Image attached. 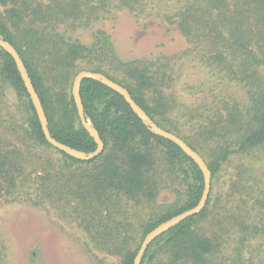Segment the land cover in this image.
<instances>
[{"label": "trees", "instance_id": "obj_1", "mask_svg": "<svg viewBox=\"0 0 264 264\" xmlns=\"http://www.w3.org/2000/svg\"><path fill=\"white\" fill-rule=\"evenodd\" d=\"M181 1L175 22L186 38L200 41L209 67L224 72L230 80L244 84L245 75L248 80L246 104L241 108L235 105L226 119L223 115L214 117L211 128L202 127L197 136L203 143H215L209 157L202 154L213 179L230 156H244L264 146V0ZM146 2L47 0L42 4L36 0H0V39L10 43L23 61L47 118L50 136L57 142L85 154L96 149L79 122L70 95L73 79L80 71L100 73L119 84L158 127L176 133L177 127L169 118L173 107L158 87L163 79L156 72L170 71L169 65L159 69L151 63L122 62L101 31L93 35L90 46L67 41L62 35V30L88 27L112 4L135 12ZM259 66H263L262 76L257 72ZM0 82L16 94L33 149L47 148L57 152L67 166L87 167L77 172L61 170L60 177L53 176L55 169L49 164L46 167L52 170L41 171L43 177L39 178V185L32 186L33 194H40L38 198L43 201L57 192L62 206H70L74 214L79 212L88 239L101 252L119 257L120 264L133 263L140 247L138 230L143 231L142 239L159 224L199 202L203 192L199 168L178 146L150 132L125 100L108 87L88 79L81 81L79 94L85 119L104 144L100 156L82 162L46 142L15 62L2 49ZM226 105L223 103L228 110ZM184 141L197 152L193 144ZM156 148H161V154L157 155ZM27 151L30 154L31 149ZM27 160L14 141L6 142L5 152L0 155V198L16 190ZM160 162L172 171L168 180L178 183L177 187L182 184L185 190L180 195V189H175L180 199L159 209L151 218L153 221L135 229L128 222L122 203L130 201L143 207L153 202ZM214 209L210 193L198 215L152 242L141 264H264V222L256 207H248L245 213L244 209L233 207L222 218L237 233L229 251L222 245L221 236L207 237L196 230ZM4 258L5 248L0 242V264H4Z\"/></svg>", "mask_w": 264, "mask_h": 264}, {"label": "rangeland", "instance_id": "obj_2", "mask_svg": "<svg viewBox=\"0 0 264 264\" xmlns=\"http://www.w3.org/2000/svg\"><path fill=\"white\" fill-rule=\"evenodd\" d=\"M36 1L47 3V0ZM181 3V0H147L146 6L135 12L112 4L88 27L71 32L62 30V35L67 41L90 46L93 35L101 31L109 38L114 55L120 61L151 63L159 69L169 65L170 71L156 72L163 79L158 87L164 92L168 105L173 107L169 116L177 127L173 134L193 144L205 161L204 156L209 157L215 143L199 140L200 129L211 128L214 117L223 115L226 119L235 105L241 108L246 104L248 80L245 75L242 84L239 80H230L222 71L219 73L214 66L209 67L208 55L200 41L196 43L186 38L175 22ZM258 56L262 59L261 54ZM262 69L263 66H259L257 71L260 76ZM15 96L9 86L0 82V155L5 152L6 142L12 140L28 158L22 166L24 175L19 177L16 190L0 198L4 264H120L119 257L101 252L88 239L81 227L79 212L74 214L70 206H62L57 192L43 201L38 198L40 194H33V187L43 177L41 171L52 170L47 165H53V176L60 177L61 170L77 172L87 167L67 166L57 152L47 148L33 149L26 136L25 117ZM223 103H227L228 110ZM155 151L161 154V148ZM171 172L170 167L161 162L157 164L159 180L153 202L143 207L134 206L130 201L122 203L127 220L135 229L153 221L151 218H155L159 209L180 199L175 189H180V195L185 189L182 184L177 187L178 183L168 180ZM210 193L215 209L196 230L207 237L221 236L222 245L229 251L237 233L225 223V218L233 207L238 206L245 213L248 207L255 206L264 222V146L244 156H230L217 176L211 179ZM116 204L119 205L118 201ZM136 233L141 245L143 231L140 229ZM261 244L264 246V238Z\"/></svg>", "mask_w": 264, "mask_h": 264}, {"label": "water", "instance_id": "obj_3", "mask_svg": "<svg viewBox=\"0 0 264 264\" xmlns=\"http://www.w3.org/2000/svg\"><path fill=\"white\" fill-rule=\"evenodd\" d=\"M0 49L8 53L12 59L15 62L17 71L21 77V80L24 84L25 90L28 94V97L31 100V103L34 107L35 113L37 115L38 121L40 123L41 130L43 132V135L45 137L46 142L54 149L60 151L61 153L67 155V157H71L75 160L82 161V162H89L100 156L104 150V144L101 141L98 132L92 127V125L86 121L83 106L80 98V84L83 79H88L92 81H96L101 83L102 85L108 87L115 93L119 94L125 102L129 105L132 112L138 117V119L143 123L147 129L152 132L153 134L162 137L166 140H169L176 146H178L181 151L190 158L195 165L199 168V170L202 173L203 176V192L200 197L199 202L195 207L192 209H189L187 211H184L169 220L159 224L157 227H155L153 230H151L143 239L132 264H141L144 254L146 253L148 247L152 244L154 240H156L158 237L172 229L173 227L177 226L184 220L198 215L206 206V202L208 200V196L210 194L211 190V173L205 163V161L202 159V157L195 152L191 147L187 145L185 141H183L181 138L176 136L173 133H170L168 131H165L158 127L154 121L133 101L131 98L129 92L119 84L111 81L104 75L96 72H90V71H80L76 74V76L73 79L72 87H71V93L72 95L75 108L77 111L78 119L81 124V126L85 129V131L89 134V136L93 139L94 143L96 144V149L94 152L90 154H85L83 152L77 151L75 149H72L64 144H61L57 142L55 139H53L50 136V133L48 131V123L47 118L45 116L43 107L41 105V102L36 94V91L31 83V80L29 78V75L27 73V70L24 66L23 61L21 60L19 54L15 50V48L8 42L0 39Z\"/></svg>", "mask_w": 264, "mask_h": 264}]
</instances>
